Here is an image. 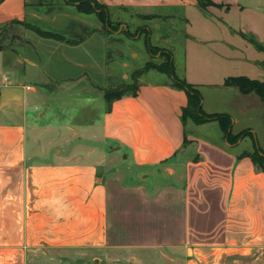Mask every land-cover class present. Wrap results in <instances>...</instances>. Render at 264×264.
Instances as JSON below:
<instances>
[{
    "label": "crops",
    "instance_id": "obj_1",
    "mask_svg": "<svg viewBox=\"0 0 264 264\" xmlns=\"http://www.w3.org/2000/svg\"><path fill=\"white\" fill-rule=\"evenodd\" d=\"M97 1L110 13L157 14L143 17L154 21L148 35L155 33L166 44L169 32H158L163 21L197 23V32L186 35L213 63L220 68L242 63L245 71L199 72L184 79L200 89L207 113L228 114L233 134L247 133L231 143L217 120L185 124L187 92L171 78L142 76L136 92L114 99L98 124L103 141H112L110 150L93 146L85 157L59 150L36 160L29 146L33 93L50 78H68L58 72L65 62L82 66L71 78L93 74L96 66L101 68L94 51L87 48L84 58L68 46L91 43L105 52L109 38L95 32V18L74 20L65 33L40 25L76 16L70 4L79 10L69 1L52 8L46 0H0V264H27L28 251L44 247L86 248L98 254L94 260L100 264H264V169L251 156L256 147L264 151V98L226 84L228 77L239 75L264 80V49L257 45H264V0H256L253 8L252 0L249 6L242 0H212L216 4L206 7L198 0ZM222 11L242 14L233 21L217 14ZM15 19L63 35L74 32L79 40L19 30L11 24ZM101 22L104 32L110 23ZM58 51L60 60L49 67L48 57ZM123 148L131 161L127 180L133 188L108 177L103 168L112 151ZM99 152L104 155L95 159ZM117 187L135 191L129 194L134 229L115 222Z\"/></svg>",
    "mask_w": 264,
    "mask_h": 264
},
{
    "label": "rangeland",
    "instance_id": "obj_2",
    "mask_svg": "<svg viewBox=\"0 0 264 264\" xmlns=\"http://www.w3.org/2000/svg\"><path fill=\"white\" fill-rule=\"evenodd\" d=\"M66 1L46 0L48 5H55L52 8H63L62 6ZM242 2L249 6L250 0L248 2L242 0ZM252 2L251 8H253L256 0H252ZM70 10L76 16H58L55 22L49 25H40L46 29L65 33L68 24L73 23L74 20L80 22L79 20L82 17L95 18L97 22L95 32L104 33L105 36L108 35L109 45L105 52L101 46H94L91 43L79 47L68 46L72 48L74 53L79 54V57L85 56L84 58H86L87 54H83V52L87 48L94 51L98 61L96 63H100L101 68L96 66V71L93 69L95 71L93 74L91 72H79L78 76L71 78L73 74H77L82 66L68 65L63 61L66 64L62 63L63 66H60L58 72H64V75L70 76L62 82L61 80L50 78L49 82L42 84L45 85L43 88H38L33 93L29 114L31 138L29 146L32 152L35 151L33 155H35L34 158L36 160L49 159L57 154L59 150L66 155L73 154L78 157H85L87 149L93 146L101 149L100 147L105 145V149L110 150L111 145H113L112 141L107 140V142H104L98 127L102 115L110 108L111 104L105 98V92L109 89L122 90L125 88L130 91L134 86H137L135 88L137 89L142 76L145 79L156 81L169 80L170 77L166 73L153 67L146 72H136L145 68L148 62L156 65L161 64L166 60L168 52H172L175 71L182 78H186V76L195 78L200 74L199 72H235L241 74L240 72L245 71L244 66L241 65L242 63H235L229 68H223V66L220 68L219 65L213 63L207 52L203 51L201 46L192 40L193 38L186 35L188 30L197 32V23L190 24L187 20L183 21L179 18L176 21H163L161 23L162 27L158 29V32L160 31L161 34H163V31L169 32L170 41L166 44L158 42L159 40L155 33L149 38L150 27L155 29L154 21L151 22L143 17L150 19L156 17L157 14L155 13L139 16L136 12L115 10L110 13L111 23L109 28L108 26L104 27L103 32V25L98 15L80 13L73 4H70ZM217 14L236 21L242 13L222 11L217 12ZM171 22L175 23L177 29H173ZM19 30H22V28H19ZM64 36L66 42L79 40V37L74 32ZM148 38L151 48L148 46ZM63 48H67V45H64ZM256 50L258 51V49ZM60 58V51L52 53L48 57V66H53L56 62L55 60H60ZM53 69L48 68L47 70L56 72ZM34 104L36 105L34 106ZM203 130L200 129L199 131L205 133ZM126 153L127 151L124 148L112 151L110 159L107 158L103 168L106 170L108 177L118 179L125 186L133 188L134 185H129L127 180L131 172L128 168L131 161L125 157ZM103 155L100 152L95 153L94 158L96 159L97 156L102 157ZM130 175L137 178L134 172ZM139 182L146 183L144 179H140ZM134 192V189L130 188L123 189L121 192L118 187L114 191L117 199L115 222L124 227H132V229H134L133 226L136 222V213L133 205L134 201L129 194ZM124 208L126 211H123ZM133 233L127 234V236L131 237ZM95 255L98 256V254L86 248H34L28 251L27 264H100L99 259L94 260ZM102 258L106 259L105 256ZM108 261L114 262L111 259Z\"/></svg>",
    "mask_w": 264,
    "mask_h": 264
},
{
    "label": "trees",
    "instance_id": "obj_3",
    "mask_svg": "<svg viewBox=\"0 0 264 264\" xmlns=\"http://www.w3.org/2000/svg\"><path fill=\"white\" fill-rule=\"evenodd\" d=\"M67 1L76 4L79 11L84 13L95 12L98 15V17L101 19V21H103L105 24L111 23V15L109 12V8L106 4L101 3L97 0H67ZM198 2L202 7H206L210 4L212 5L216 4L212 0H198ZM11 24L14 26L16 25V28L20 27V28L31 29L43 37L53 38L61 41L66 40L63 34L51 30L43 29L37 24H34L26 20L15 19L11 22ZM7 28L8 27H5V30H7ZM147 41L149 48H151V45L149 43V38ZM257 45L258 47L264 49V45L261 44H257ZM151 67L156 68L163 73H166L171 78L173 84L176 87L182 88L187 92L188 103L183 108V113H182V120L185 124L189 120L193 121L196 124L217 120L219 121L225 135L227 136L228 141L231 143L238 141L241 137L246 135L247 132H241L240 134H233L232 119L228 114L207 113L204 110L203 96L200 89L195 84L188 82L184 78H181L176 73L172 52H168L166 54V60L161 64L156 65L148 62L145 68L140 69L136 72H145L151 69ZM226 84L238 86L244 92L256 91L264 98V80L250 78L246 75H239V76L228 77L226 79ZM136 87L137 86H134L130 91H128V88L122 90L109 89L105 92V98L109 100L112 104L114 99L119 98L126 93L129 92L135 93ZM251 156L253 157L256 164H258L264 169V151L261 150V148L256 147L255 151L253 152V154H251Z\"/></svg>",
    "mask_w": 264,
    "mask_h": 264
}]
</instances>
